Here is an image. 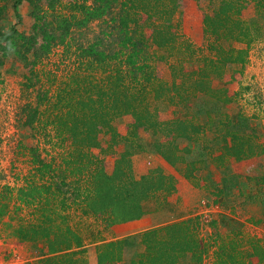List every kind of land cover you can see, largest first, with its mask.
I'll use <instances>...</instances> for the list:
<instances>
[{
  "label": "rangeland",
  "instance_id": "1",
  "mask_svg": "<svg viewBox=\"0 0 264 264\" xmlns=\"http://www.w3.org/2000/svg\"><path fill=\"white\" fill-rule=\"evenodd\" d=\"M59 1L62 6L74 3L91 5V0ZM154 1L143 0V3L148 5ZM230 1L241 9V18L252 34L244 68L230 65L220 78H211L212 87L224 90L230 101L219 102L203 93L177 105L167 99L149 100L150 110L158 121L179 119L201 126L198 141L178 143L181 149L187 147L190 150L184 155L187 162L195 164V180L184 179L181 166L171 167L155 153L153 145L165 138L139 127L133 128L131 115L113 121L111 128L114 131L109 128L101 130L98 133L101 147L90 151L102 160L103 169L109 175L127 180L153 175L158 179L159 201L162 203H144L145 214L140 220L147 217L146 225L152 228L196 218L206 252L199 261L186 255L177 264H212L216 245L221 240L227 242L231 239L243 240L241 250L247 254L246 264H255L257 259L246 251L247 236H253L264 246V153L248 160H229L222 166L213 160L221 152L231 131L255 134L264 145V0ZM14 2L9 0L5 4L0 18V34L11 35L12 41L20 46L19 37L33 34L34 14L47 10V0H24L17 11L13 8ZM33 2L37 9L32 7ZM219 3L220 0H170L172 30L177 34L175 48L180 50L178 54L174 50L173 55L169 50L156 49L150 43L152 24L156 22L154 8L147 7L145 12L140 11L134 1L113 0L108 15L100 19L84 24V14H78L70 27V44L66 49L62 46L53 49L50 56L36 67V80L29 77L28 70L16 56L3 51L6 45L0 42V186L19 188L27 184L35 157L53 165L54 178L62 176L58 166L64 162L71 145L56 134L51 124L49 113L53 101L50 99L73 69L80 71L84 68L80 65L82 58L74 60L76 55H81L82 49L92 46L99 53L109 57L117 55L123 60L131 49L124 47L123 41L131 38L137 49L142 48L139 60L143 66H150L158 79L170 84L169 64L175 58L182 62L187 72L199 70L211 59L203 19L205 16L214 17ZM160 8L162 12L167 11V7ZM58 12L49 17L56 24L58 20L54 17ZM61 13L64 23L57 24L59 30H63L73 16L65 8ZM77 22L81 25L78 26ZM223 45L227 47L228 44ZM232 46L244 48L235 43ZM174 96L177 98V94ZM65 182L68 184L69 180ZM62 188L68 192L66 196L71 205L67 212L69 223L83 239L86 264H97L98 245L95 244L115 239L120 228L117 225L106 228L102 218L83 216L80 205L70 199L72 188L69 185ZM28 219L31 214L24 208L18 213L12 212L0 223V264H42L40 260L47 256L44 243L19 242L6 230L5 223ZM138 234L124 237L127 243L123 257L116 264H130L143 252ZM9 245H16L13 255L7 253L11 250Z\"/></svg>",
  "mask_w": 264,
  "mask_h": 264
},
{
  "label": "trees",
  "instance_id": "2",
  "mask_svg": "<svg viewBox=\"0 0 264 264\" xmlns=\"http://www.w3.org/2000/svg\"><path fill=\"white\" fill-rule=\"evenodd\" d=\"M7 1L0 0V18ZM23 1L15 0V11ZM131 1L137 3L140 11L147 12V7L154 8L156 22L152 24L149 36L151 45L156 49L169 50L171 55L174 50L178 54L180 50L175 48L177 34L172 30L170 0H155L153 4L148 2V5L143 0ZM112 3L113 0H91V5L74 3L62 6L59 0H47V10L34 14L33 34L19 37L20 46L12 41L11 35L0 34V42L6 45L3 51L16 56L28 70L29 77L36 80V67L50 56L53 49L60 46L66 49L70 44V27L74 25L72 23L77 15L84 14V24L100 19L108 15ZM31 5L37 9L35 2ZM160 7H167V11L162 12ZM64 8L73 16L67 26L59 30L57 24L64 23L61 13ZM57 10L59 12L54 17L58 20L56 24L49 17H53ZM77 25H81V22H77ZM124 25L127 26V23ZM203 25L211 59L199 70L187 72L182 62L175 58L169 64L170 84L158 79L153 68L143 66L139 60V50L142 48L137 49L131 38L123 41L124 47H131L123 60H119L117 55L109 57L99 53L92 46L80 49L81 55L75 56L76 61L82 58L80 65L84 67L81 69L83 71L73 69L50 99L53 101L49 113L51 124L56 134L71 145L64 162L58 166L62 176L54 178L53 165L35 157L27 184L19 188L0 186V223L12 212L27 209L31 219L7 222L6 230L19 242L44 243L47 256L40 263L86 264L83 239L69 223L67 212L71 205L63 186L72 188L70 199L72 203L80 205L79 211L83 216L102 218L106 228L139 220L145 214L144 203L147 201H154L156 205L162 203L159 201V181L155 176L143 175L137 180H127L109 175L103 169L102 160L91 154L92 149L101 147L98 133L106 128L112 129L111 123L116 119L131 115L133 128L139 127L164 137L163 142L153 145L155 153L169 166H181L184 179L195 180V164L187 162L184 155L190 150L187 147L181 149L178 143L198 141L201 126L179 119L158 121L150 110L149 100L167 99L177 105L187 103L197 93H203L219 102L230 101L224 90L212 87L211 78H220L230 65L244 68L248 46L252 42L250 28L241 18V9L230 0H220L214 17L205 16ZM223 43L228 44L227 47ZM234 43L244 48L232 46ZM174 94H177V98ZM263 153L264 145L255 134L231 131L221 152L213 160L222 166L229 160H248ZM66 179L69 180L68 184ZM138 237L143 252L130 264H177L186 255L199 261L206 252L199 237L196 218L145 230ZM126 243L127 238H121L99 244L97 264L120 262ZM242 243L243 240H221L214 250L212 264H246L247 254L241 250ZM245 245L248 255L257 259L255 264H264V246L261 242L247 236Z\"/></svg>",
  "mask_w": 264,
  "mask_h": 264
},
{
  "label": "crops",
  "instance_id": "3",
  "mask_svg": "<svg viewBox=\"0 0 264 264\" xmlns=\"http://www.w3.org/2000/svg\"><path fill=\"white\" fill-rule=\"evenodd\" d=\"M147 220H148V218L145 217L143 220L139 219L137 221H132V222L126 223V224H130V226H124L125 224L117 225V227L120 228L119 229V233H117L116 238L112 239V240L121 239V238L130 236L132 234H138V233H141L142 231L149 230V229H152V228H155V227H159L160 225H162V224H160V225H157V226H154V227L151 228L150 225H146V221ZM112 240H108L107 239V240H105L103 242H109V241H112ZM103 242H98V243L95 244V246L99 245V244H101Z\"/></svg>",
  "mask_w": 264,
  "mask_h": 264
},
{
  "label": "built area",
  "instance_id": "4",
  "mask_svg": "<svg viewBox=\"0 0 264 264\" xmlns=\"http://www.w3.org/2000/svg\"><path fill=\"white\" fill-rule=\"evenodd\" d=\"M7 245H8V244H7ZM9 246H10L11 250H8L7 253H8V254H11V253H12V255H13L14 250L17 249V248H16V245H15V246H14V245H9Z\"/></svg>",
  "mask_w": 264,
  "mask_h": 264
}]
</instances>
